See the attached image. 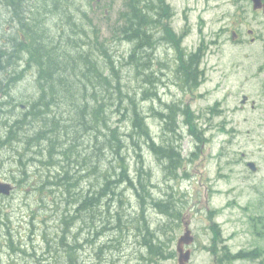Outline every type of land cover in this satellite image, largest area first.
Here are the masks:
<instances>
[{
    "label": "rangeland",
    "instance_id": "rangeland-1",
    "mask_svg": "<svg viewBox=\"0 0 264 264\" xmlns=\"http://www.w3.org/2000/svg\"><path fill=\"white\" fill-rule=\"evenodd\" d=\"M57 1L35 0V7L45 6L46 9L39 13L29 8V0H20V7L15 12L12 8L2 9L0 46L6 43L7 38L9 46L13 44L11 35L20 28L17 24L19 19L29 22V27L40 34L43 28H47L48 38L52 37L55 45L59 41L58 30L63 24L66 39L70 35L68 41L73 45L78 40V50L84 47L76 35L79 32L76 31L75 36L71 34L70 29H74L71 22L89 35L92 31L98 32L99 41L110 47L114 64L120 72L123 93L135 95L141 102L155 143L160 145L163 139L164 142L172 139L173 134L163 133V121L152 110L160 111L163 104L171 102L187 106L192 114L191 123L203 141L199 142L190 135L187 132L190 127L183 122L180 150L188 161L176 177L169 176L163 164L145 147L140 152L142 166L150 173L151 197L172 199L179 212L178 220L161 215L150 204L144 205L141 212L135 192L120 185L114 189L118 195L112 196L110 215L107 207L105 211L104 205H97L88 212L79 213L67 227L63 219L69 220L76 215L75 203L83 196L97 195L103 184L101 175L106 169L110 168V174L114 175L112 179L117 178V164L106 149L99 155L101 158L93 156V143L89 142V136L80 137L78 149L82 156L88 157V167L77 172L81 165L74 161L62 163L72 170L76 184L70 192H64L59 187L44 184L51 175L59 172L57 166L48 170L49 166L37 161H26V167H22L26 173L24 176L18 169L13 150L0 147V181L14 186L11 195L0 196V264H68L64 245L59 239L62 235L65 236L63 244L80 245L76 249L80 264H178L176 243L185 226L191 230L194 240L188 264H264V14L254 11L249 0H166L174 13L170 20L172 29L179 33L184 26L188 27L189 33L182 41V47L188 52L195 51L203 43L206 48L198 67L202 75L195 87L182 89L181 81L176 79L173 48L159 44L150 51L156 97L144 102L140 101L139 94L150 87L141 84L142 78L136 77L134 71L128 72V67L119 62L120 58L128 56L129 45L108 41L109 27L117 20L121 2L97 0L91 10L88 5L83 6L84 0H67L80 9L74 11L63 6L67 14L72 15L67 20L64 12L55 11L54 6H62ZM83 13L88 20L82 22L81 27L78 23ZM13 18L16 21H12L11 27ZM235 28L242 38L239 42L232 40ZM250 39L255 40L250 42ZM21 70L22 67L16 65L13 71L10 70L9 78ZM22 74L19 75L21 78ZM6 76L0 74V86L7 85L9 98L28 103L35 100L39 94L34 83L35 71L29 70L21 81H7ZM54 76L59 78V74ZM64 77L65 80H73L70 76ZM84 83L81 84L82 90L70 85L71 95L57 98L59 102L55 111L61 123H74L73 117L66 121L68 116L65 113L66 109H73V103L81 105V108L87 104L86 113L91 111L90 87L93 84L87 87ZM76 89L84 94L85 100H78ZM106 93L103 92V96ZM243 98H246L245 103H242ZM51 117L52 113L46 116L48 119ZM119 120L120 116H114L113 125L120 126L121 132L127 134L128 121ZM178 120L186 121L187 118ZM35 128L30 124L29 133H35ZM126 152L130 177H135L140 163L130 149ZM95 153L99 154L98 151ZM42 157L36 156L37 160ZM248 162L255 165L254 172L246 166ZM92 166H95V172ZM120 198L122 202L118 201ZM106 199L102 198L99 204L105 203ZM147 201L150 202L149 199ZM116 213L122 222L119 229L112 228V222L106 223L107 217L112 221L110 216ZM144 227L156 238L153 243L160 244L165 256L171 252L174 256L160 258L156 262V259L153 262L147 260V246L142 243L146 234ZM217 231L219 234L216 236ZM105 244L108 248L103 246ZM100 247L104 248L99 252ZM225 253H250L253 258L228 262L220 258Z\"/></svg>",
    "mask_w": 264,
    "mask_h": 264
},
{
    "label": "trees",
    "instance_id": "trees-1",
    "mask_svg": "<svg viewBox=\"0 0 264 264\" xmlns=\"http://www.w3.org/2000/svg\"><path fill=\"white\" fill-rule=\"evenodd\" d=\"M19 1L0 0V11L9 8H12L14 12L17 11L20 7ZM84 1L83 6L86 7L88 5L92 10L97 0ZM107 1L113 3L120 1L122 5L118 11L117 20L109 27L110 37L108 41L123 42L129 45L128 56L126 59L120 58L119 62H123V65L128 67V72L134 71L136 77H141V84L150 87L146 88L141 95L139 94L140 101L146 102L148 99L152 100L153 97H156V91L154 90L156 78L153 74L155 72L152 70V55L150 51H153L159 44H166L173 48L176 54V79L181 81V88L195 87L197 85L199 76L202 75L198 71V67L205 55L206 48L203 47V43L198 45L195 51L188 52L186 48L182 47V41L189 33L188 27L184 26L179 33L172 29L170 20L174 13L170 9L169 4L166 3V0ZM57 2L62 6L59 8V5H57L58 9L54 6L55 11L64 12L68 17L67 20H70L72 15H68L67 9H64L63 6L69 7V9L74 11L80 10L74 7L72 2L68 3L67 0H59ZM35 5V0H29V8L38 13L41 10L45 12V6L35 7ZM86 20H88L86 14L83 13L78 24L80 25ZM18 22L20 25L18 31L21 35L18 34L16 36L13 33L10 41L13 44L9 46L7 38L6 43H2L0 46V74L7 75V81L11 79V81H18L21 78L19 76L21 73L24 74L29 70L35 71L34 83L38 88L37 90H39V94L33 102H25L24 109L19 110L18 105L14 102L16 98L11 99L8 96L7 85L0 86V147L13 150L21 173L26 176L24 169H22V167H26V161L28 163L37 161L43 166H49L48 170L56 169L55 167L57 166L59 172L51 175V179L44 181V184L59 187L60 191L70 192L76 185L73 182L74 175L72 170H68V166H63L62 163L66 162L68 164L74 161L73 163L81 165V169H76L77 172L84 171L88 167V157L82 156L78 149L80 137L87 135L89 136V142L93 143L92 155L100 157L102 150L106 149V153L117 164L115 168L118 170V174L117 178L112 179L114 175L110 174V168L102 173L103 184L99 192H97L96 196H83L81 200L75 203L76 208L74 210L76 215L70 217L69 220L63 219V224L66 227L78 217L79 213L88 212L97 205H104L105 211L107 207V213L110 215L109 207L111 206V201H113L112 196L118 195L114 189L120 185H124L127 189L135 192L141 212H143L144 205L150 204L161 215L178 220L179 212L176 211L172 199H155L151 197L149 189L150 173L142 166L140 152L142 147H145L163 164V169L169 176L176 177L177 172L184 168L185 162L188 161V158L182 157L180 150V130L184 129L182 126L183 122L187 127H190L187 130L190 135L199 142L203 141L201 134L196 131L191 123L192 114L187 106L171 102L170 104H163L160 111L152 110V113L163 121V133L173 134L172 139H174H169L165 142V139H163L161 144L157 145L146 121V115L140 106L141 102L135 95L123 93L120 72L114 64L115 61L112 58L110 47L104 44V41H99L98 32L92 31L93 36L89 35L84 30L75 27L76 25L71 22L72 27H74V29H70L71 34L75 36L76 31H78L79 33L76 35H79L78 38H80L84 47L83 50H78V40H73L75 42V45H73V42L68 41V39H71L70 35L66 39L63 24L58 30V35L60 36L59 41L55 45L53 38H48L47 28H43L42 34H40L29 27V22H25V24L21 22V19ZM30 23L32 24L31 21ZM80 26L82 27L83 25ZM44 42H47V44ZM16 65L19 68L22 67V70L19 71L18 75L9 78L10 70L13 71ZM58 74L59 78L55 79L54 75ZM64 76H67V78L70 76L73 80H65ZM83 81L87 87H89V84H93L90 87V99L93 100L91 111L88 114L86 113L87 104H83L81 108V105L76 106L73 103V109H71L73 112L66 109L65 113L68 116L66 121H70L71 117H73L72 121L74 123L71 125L64 121L61 123L58 120L59 114L57 115V111H55V106L59 102L57 98L61 95L65 96L64 98L68 97V95L70 96L72 92L70 85H76L82 90L81 84H83ZM76 91L79 92L77 89ZM103 92H107V95L103 96ZM76 94L79 97L78 100H85L83 93L79 92ZM50 113H52V117L50 119H48L49 117L46 118V116H50ZM89 115L91 118H89ZM114 116L121 117L119 122L128 121L129 132L127 134L121 132L120 126L113 125ZM181 117L187 118V120L180 122L178 118ZM30 124L36 127V132L33 134L29 133ZM33 148H35L34 151H32ZM128 149L135 154L140 163V166H137L135 170V177H130L129 166L126 163L125 155L128 153L126 152ZM96 151L99 154L95 153ZM38 154L44 157L37 160L36 156ZM191 155L194 154L192 153ZM73 157L75 159L72 160ZM92 167V171L95 172V166ZM42 189L41 187L40 190ZM119 195H122L121 192ZM102 198L108 199H106L105 203L99 204ZM148 199L150 202L147 201ZM118 201L122 202L121 198ZM110 217L112 221H109V217H107L106 223L110 224L112 222L114 223L112 228L119 229L122 223L119 213ZM140 217H143L142 213ZM144 229L146 234L143 236L142 243L147 246H144L149 256L147 260L153 262L156 259L154 261L156 262L160 258L165 259L166 257L174 256L172 252L165 256L161 252L160 244L153 243L156 238L149 233L146 227ZM218 234L219 232L217 231L216 236ZM59 239L61 245H64L63 248L68 264H80L76 251V249L80 248V245L77 243L75 245L63 244L65 239L63 235ZM103 246L108 248V244ZM103 248L100 247L99 252ZM249 257H252V254L238 253L232 255L225 253L222 257L220 256L222 260L228 262L238 259H250Z\"/></svg>",
    "mask_w": 264,
    "mask_h": 264
},
{
    "label": "water",
    "instance_id": "water-1",
    "mask_svg": "<svg viewBox=\"0 0 264 264\" xmlns=\"http://www.w3.org/2000/svg\"><path fill=\"white\" fill-rule=\"evenodd\" d=\"M250 1L252 3L253 10L255 11L262 10L264 14V0H250ZM245 101L246 98H243L242 103H245ZM247 167L253 172L256 170L255 165L251 162L247 163ZM12 190L13 188L11 184L7 182H0V195L9 196ZM192 242H193V237L191 235V231L187 228V226H185L184 234L180 236L176 245V251L178 253V258H177L178 264H188L191 254L189 250H184V247L190 246Z\"/></svg>",
    "mask_w": 264,
    "mask_h": 264
},
{
    "label": "flooded vegetation",
    "instance_id": "flooded-vegetation-1",
    "mask_svg": "<svg viewBox=\"0 0 264 264\" xmlns=\"http://www.w3.org/2000/svg\"><path fill=\"white\" fill-rule=\"evenodd\" d=\"M12 21L15 22V21H16L15 18L11 19V21H10V26H11V27H12ZM17 24L19 25V22H18V21H17ZM19 26H20V25H19ZM19 29H20V28H19ZM19 29H18V30H19ZM236 29H237V28L234 29V31L232 32V34H233L234 37H235V38H234V39H235V42H239V41H241L242 38H241L240 33H238ZM18 30H15V31L12 32V33H14L15 35H16V34L18 35V34H19V31H18ZM17 31H18V32H17ZM254 40H255V39H250V42H254ZM25 75H27V72L24 73V76H25ZM24 76H23L22 78H20V79L22 80V79L24 78ZM34 78H35V77H34ZM20 79H19V80H20ZM19 80H18V81H19ZM21 80H20V81H21ZM14 102L18 105L17 107L19 108V110H23V109H24V107H25V102H26V101H24V100H19V99H15Z\"/></svg>",
    "mask_w": 264,
    "mask_h": 264
},
{
    "label": "bare ground",
    "instance_id": "bare-ground-1",
    "mask_svg": "<svg viewBox=\"0 0 264 264\" xmlns=\"http://www.w3.org/2000/svg\"><path fill=\"white\" fill-rule=\"evenodd\" d=\"M13 121V120H12Z\"/></svg>",
    "mask_w": 264,
    "mask_h": 264
}]
</instances>
